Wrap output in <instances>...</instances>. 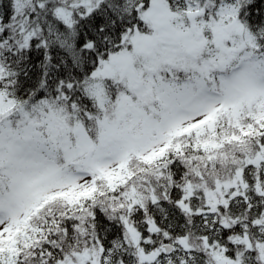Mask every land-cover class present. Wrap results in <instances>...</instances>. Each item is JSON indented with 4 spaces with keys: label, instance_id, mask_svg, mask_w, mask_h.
Segmentation results:
<instances>
[{
    "label": "snow or ice",
    "instance_id": "obj_1",
    "mask_svg": "<svg viewBox=\"0 0 264 264\" xmlns=\"http://www.w3.org/2000/svg\"><path fill=\"white\" fill-rule=\"evenodd\" d=\"M0 264H264V0H0Z\"/></svg>",
    "mask_w": 264,
    "mask_h": 264
}]
</instances>
